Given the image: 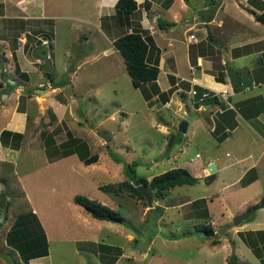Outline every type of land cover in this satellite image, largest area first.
Instances as JSON below:
<instances>
[{
	"label": "rangeland",
	"instance_id": "rangeland-1",
	"mask_svg": "<svg viewBox=\"0 0 264 264\" xmlns=\"http://www.w3.org/2000/svg\"><path fill=\"white\" fill-rule=\"evenodd\" d=\"M97 1L31 0L25 4L28 11L18 14L29 12L36 17L26 18V21L19 18L17 21L13 20L14 32L8 30V45L5 47L15 49L20 44L23 45L26 38L22 57L28 65L23 67L24 72L18 66L17 57L0 47V62L2 57L10 66L4 81L16 82L12 88L23 85L26 96L33 97L31 104L25 102V95V99L20 100V108L27 111L28 134L31 132L35 139L30 141L27 136L22 141L24 144L16 162L19 185V176H24V179L27 171V176L34 177L31 184L25 181L33 191L32 194L46 195L55 187L57 193L62 192L64 201L76 206L75 211L71 212L73 208H63L54 217L43 214L39 216L49 245V256L45 257L43 262L228 264L229 256L235 254L238 258L235 257L237 264H263L239 234H245L243 236L248 239L251 237L246 235L247 232L237 230L242 228V224H249L248 229H264V209H255L249 218L250 221L244 220L237 226L232 223V219L246 211V202L252 205L254 201L264 197V167L255 166L256 162L255 167L250 168L241 177L244 182L253 179L256 183L239 188L234 183L237 171H231L228 166L233 161V156L225 157V153H230L232 149L230 144L233 140L220 143L219 136L226 135L224 128L211 134V122L208 121L206 113H203L196 122H189L187 132L180 133L177 128L180 113L176 116L172 107L160 108L155 104L148 106L141 88L132 84L123 58L108 40L111 35L106 24L111 18H103V23H99L102 18ZM1 9L0 14L3 13ZM113 10L110 8V11ZM245 10L248 11L247 8ZM9 12L7 10V15ZM136 14L132 15L133 23L137 21ZM37 17H42L40 20L50 17L52 20L48 19L47 24L36 20ZM16 24L19 26H15ZM114 24L117 28H123L115 21ZM4 25V22L0 21V33L7 31ZM260 26L264 28L263 25ZM23 33L25 37L22 36ZM45 33L53 35V46L41 45ZM46 56L55 69L51 75L54 82H50L51 84L46 82L42 70ZM17 66L21 72L16 71ZM1 71L2 64L0 74ZM54 84L57 86L53 87ZM46 86L53 89L43 95L33 92L36 88ZM3 94L6 93L0 95V103L5 101ZM262 105L264 106V103ZM45 117L50 120L46 119L44 122ZM161 120L172 122L169 128L171 133L168 134L166 130L165 133L161 132ZM195 126L197 127L193 134L191 131ZM97 132H108L113 136L109 147H106ZM171 134H174L176 141L174 145L168 146ZM251 136L254 135L251 133ZM71 137L84 142L85 155L87 158L96 156V160L86 164L76 153L68 156L62 152L60 154L61 143ZM248 138L252 139L249 136ZM44 146H48L47 150ZM211 155L217 159V171L205 175L206 160ZM47 159H53L54 162L46 164ZM132 162L135 163L133 168L136 178L150 180L153 176L175 167L185 168L193 176H199H194L198 180L193 185L171 188L164 199L150 197L151 206L144 198L134 194L132 196L125 189L120 193L107 194L99 188L107 184L117 185L127 179L123 166ZM223 166L226 167L222 168ZM213 174L210 181H206L205 177ZM11 184L16 185L14 180ZM12 189L17 190L13 186ZM78 194L118 210L124 216L125 223L94 219L74 203V196ZM196 200L199 202L193 204ZM203 207H206L209 214L206 220L198 216L199 209ZM78 213L82 216L76 218ZM81 217L88 218L89 223H84ZM209 221L215 237H206L195 230L196 226ZM27 222L30 231H26V234L36 238L35 242L39 246L43 240L38 238V226L23 220V223ZM222 228L224 231L219 234ZM214 238L223 245H211L210 242ZM95 242L114 247L111 252L104 253L102 250L103 263H99L95 256ZM226 244L230 248L229 252L224 248ZM234 245L238 247L236 250L232 248ZM41 247L43 245L38 249ZM14 260L23 264L19 258ZM0 264H5L1 258Z\"/></svg>",
	"mask_w": 264,
	"mask_h": 264
},
{
	"label": "crops",
	"instance_id": "crops-1",
	"mask_svg": "<svg viewBox=\"0 0 264 264\" xmlns=\"http://www.w3.org/2000/svg\"><path fill=\"white\" fill-rule=\"evenodd\" d=\"M30 1L0 0V8L3 9V13L0 14V21L4 22V27H7V31L4 30L0 33V47H3L10 55L14 54L17 57L18 66L22 68L21 71H23V67L28 65L22 57V47L23 45L26 46V38L25 43L23 45L20 44L15 49L10 50V47L5 49V47L8 45V30L14 32L13 20L17 21L19 18L26 21V18L36 17L35 14L29 12L19 15L22 11H28L25 4ZM116 1H97L100 18H102V21L99 22L100 25L103 23V18H111L110 22L106 24V28L111 35L107 39L111 44L113 45V41L117 37L130 30L129 28H132L133 24H138L142 33L150 37L153 43L149 51L148 61L152 64L156 63L155 65L159 69L155 81L159 91L153 93L155 91H153L149 83L139 87L142 91H148L151 95L150 100H145L148 106L155 104L160 108L170 109L172 107L176 116L178 113L181 114L178 115L180 121L186 119L185 117L187 116L197 115L191 123L196 122L195 120L199 119V115L206 113L208 121L211 122L210 133L213 134L224 128L226 137L221 142L233 140V143L230 144L232 149H230V153H225V157L233 156V161L228 166L231 167V171L235 169L237 171V176L234 180L235 185H238L239 188H246L256 183L252 179V181L248 182L246 180L242 184L241 177L252 167H264V106L262 105L264 103V28H261L260 25L262 24L254 19V15L260 13V10L249 5L247 0H135L138 4V9L134 12L137 13L135 15L137 21L133 23L134 16L132 15L134 13H132L128 15L132 24L123 26L127 24L128 20H125L124 15L122 16L123 25L119 22L114 7ZM110 8L114 10L110 11ZM7 10L13 14H9V12L7 15ZM39 18L35 19L40 20ZM48 19L52 20L50 17L41 20L49 24ZM114 21L123 28H117ZM161 22L167 25L162 28L159 26ZM15 26L19 25L16 24ZM190 34H194V39L189 38ZM44 35L45 38H43L41 45L53 46V35H48V33ZM22 36H24V33ZM181 49H184V51H181ZM4 54L6 56V52ZM1 59L0 95L2 93H6V95L3 96L5 101L0 103V176L9 173V171H6L8 165L6 166V163H4L8 162L12 164V171L18 178L16 162L19 160L24 144L22 141L27 136L28 140L34 141L35 135L33 136L31 132L28 134L27 111L20 108V100L22 98L25 99L24 95L26 96L25 87L21 85L17 86V88H12L16 82L6 83L4 81L10 66L7 65L8 63L2 57ZM230 70L235 72L234 77L230 76ZM161 73H163V76L160 80ZM217 77L220 80L219 82L216 81ZM232 82H236L237 85H240L241 82H246L247 84L235 92ZM195 87L202 88L204 93L208 94L202 102L196 100L195 96L191 94L192 88ZM219 92L227 93L226 104L217 95ZM26 97L27 100L25 102L31 104L33 97ZM161 124L163 126L161 132L165 133L166 130L168 134L171 133L169 128L172 122L167 123L165 120H161ZM196 127L191 131L193 134ZM188 128L189 123L187 124V130ZM3 130L21 134L22 139L19 145L16 146L12 142V136L7 137L3 141L1 138ZM251 133L254 135L253 137ZM248 136L252 139L250 140ZM169 137L168 141L171 139H174V142L176 141L174 134ZM44 147L47 150L48 146ZM43 150L46 151L45 148ZM195 155L197 156L198 153ZM216 160L215 156L211 155L208 157L205 175L209 173L210 166L213 167L214 172L217 171ZM51 162H54L53 159H47L46 164ZM254 164L256 165L254 166ZM225 167L223 166L222 168ZM25 175L24 179V176H19L20 187L31 206L32 213L36 216V220L31 217L30 221L33 223L38 221L47 241L46 230L40 223L39 216L43 214L54 217L61 212V209L69 210L73 208L71 209L72 212L75 211L76 206L71 205L69 201H64L62 192L57 193L55 187H52L49 190V194L46 195L42 193L41 195L32 194L33 191L25 184V181L31 184V179H34V177L27 176V171ZM197 175L199 176V174H194V176ZM211 176H214V174ZM3 194H7L6 186L0 180V195ZM7 198H9V195ZM258 201H254L252 205L246 202L244 210H248ZM79 215L81 214L78 213L75 217L79 218ZM81 219L84 223H89L88 218L83 219L81 217ZM14 221L15 217L10 208L7 219H3V222L0 223V250L10 253L14 259L19 258L21 260L20 252L14 245L11 246L8 245L9 242L7 243V233L12 228ZM248 226L249 224H242V230H237V232H252V237L256 239L258 237L256 235L257 231L264 232V229L259 228L248 229ZM94 244L95 256L100 261L99 263H103L101 259L102 250L105 251L104 253L111 252L114 247L109 245L110 248L102 249L103 244L101 242H95ZM221 244L219 242L214 246H221ZM48 246L47 242L46 253L29 259L28 264H45L43 260L49 256ZM224 248L229 252L230 248L227 244L226 247L224 245ZM232 248L236 250L238 247L234 245ZM227 257L228 253L226 259Z\"/></svg>",
	"mask_w": 264,
	"mask_h": 264
},
{
	"label": "trees",
	"instance_id": "trees-1",
	"mask_svg": "<svg viewBox=\"0 0 264 264\" xmlns=\"http://www.w3.org/2000/svg\"><path fill=\"white\" fill-rule=\"evenodd\" d=\"M247 2L252 7L260 10V13L254 15V19L264 25V1L247 0ZM114 7L121 25H123L122 16L124 15L125 20H128L126 26L132 24V22L129 21L128 15L134 13L138 9V4L135 0H117ZM166 25L167 24H163V22L159 24V26L162 28ZM132 26V28H129L131 29L130 32L127 31L113 41V46L123 58L126 72L131 78L132 84L135 87H141L143 84L149 83L153 88V91H155L153 93H157L159 90L156 86L155 81L157 79L159 69L155 65L156 63L152 64L148 61L149 51L151 49V46L153 45L152 40L150 37H148L147 35L145 36L142 33V30L140 29L138 24H133ZM48 37L50 38V36ZM16 71L20 72L18 66L16 67ZM234 73L235 72H233L232 70L229 71L231 77H234ZM23 75L25 76V73H23ZM216 81H220L218 77ZM246 84V82H241L240 85H237L236 82H232L233 90L236 92ZM56 86V84L53 85V87ZM194 89L196 90L195 98L197 100L204 93V90L200 87H195ZM142 94L145 100H150L151 95L148 91H142ZM9 136H12V142H14L16 146H18L19 142L22 139V135L7 130H3L1 132V138L3 141ZM219 137L221 142L226 136L223 135ZM170 145H174V139L168 141V146ZM85 151L86 144L71 137L70 139H67V141L61 143V150L59 153L61 154L62 152V154L65 156L76 153L80 160L84 161L86 164L92 163L96 160V156L87 158L84 153ZM4 163H6V166L8 165L6 167V171H9V173H5V175L0 176V180L5 183L7 192V194L0 195V211H3L4 220H6L11 208V212L15 217L12 228L7 233V243L9 242L8 245L11 246L14 245V247L20 252L21 261L24 264H28L29 259L44 255L46 253V237L44 232L41 231L42 229L40 228V225L37 221L35 223L39 228L38 233L40 234L38 238L41 237L43 240V242L39 246L43 245V247H41V249H38L39 246H37V242H35L36 238H28L29 235L26 234V231H30L28 230L29 222L23 223V220L30 221L31 217L36 220V216L32 213L31 206L19 185L16 175L12 171V164L8 162ZM134 165V162H132L131 164L125 163L123 169L124 174L127 176V179L123 180L121 183L117 185H102L99 188H101V190L107 194L111 192L120 193L125 189L132 196L134 194L140 198H144V196L140 194V191L132 184V180L135 179L138 184L143 185L146 190L150 192L151 198L164 199L167 195V192L171 188L180 185H193L198 180V178H195L187 169L181 167H175L166 170L158 175L153 176L150 180H146L143 177L136 178V175L134 173L135 169L133 168ZM211 177L212 176L205 177L206 181H210ZM13 180L15 181L16 185L11 184ZM241 182L242 184L245 183L244 180H241ZM12 186L17 190H13ZM8 195L9 198H7ZM74 201L94 219L109 221L118 224L125 223L124 216L118 210H115L95 199H91L85 195L78 194L74 196ZM198 202L199 200H196L193 202V204H197ZM251 208L264 209V197L261 198L256 204L251 206ZM198 216L204 217L205 220L207 219V217L209 218L206 207L199 209ZM30 223L33 222L30 221ZM195 230L196 232L205 234L206 237L209 238L215 237L216 235L215 233H213V228L210 221L203 223L200 226H196ZM252 234V232L246 233V235L250 236L251 239L244 237L243 235L245 234L240 233L239 235L243 239L244 243H246L251 248L253 254L264 264V232L257 231V239L253 238ZM210 243L211 245H217L219 243V240L217 238H214ZM104 248H110V246L102 245V249ZM228 264H237L234 255L229 256Z\"/></svg>",
	"mask_w": 264,
	"mask_h": 264
},
{
	"label": "water",
	"instance_id": "water-1",
	"mask_svg": "<svg viewBox=\"0 0 264 264\" xmlns=\"http://www.w3.org/2000/svg\"><path fill=\"white\" fill-rule=\"evenodd\" d=\"M42 70L45 73H51L53 71V67H52V65L49 61V58L47 56L44 58V64L42 66ZM69 70H71V69H69ZM51 89H53L51 86H47L46 88H36L33 90V92L37 93L39 95H43ZM5 95L6 94H3V96H5ZM196 117H197V115H194V116L190 115V116H187L186 119L181 120L178 123V127H177L178 131L180 133H185L187 130V124L189 122H191L193 119H195ZM46 119L50 120V118L45 117L44 122H46ZM97 135L103 140V142L106 144V147H109V143L113 139V136L108 132H97ZM209 170H210V174H212L214 172V169L212 166H210ZM132 184L143 194L144 198L146 199L147 204L149 206H151L150 194L148 191L145 192V187L143 185H139L135 179L132 180ZM254 211H255V208H249L245 212L235 216L232 219V223L235 226H237L238 224H240L244 220L248 219L253 214ZM3 219H4V213H3V211H0V223L3 222ZM223 231H224V229L222 228L219 231V234H221ZM143 249L145 250V247H143ZM0 258L4 261L5 264H17L15 262L13 256L10 253L2 252L1 250H0Z\"/></svg>",
	"mask_w": 264,
	"mask_h": 264
},
{
	"label": "built area",
	"instance_id": "built-area-1",
	"mask_svg": "<svg viewBox=\"0 0 264 264\" xmlns=\"http://www.w3.org/2000/svg\"><path fill=\"white\" fill-rule=\"evenodd\" d=\"M128 31L130 32L131 30H128ZM189 38H190V39H194V34H190V35H189ZM20 39H21V38H20ZM191 93H192V95H195V94H196V91H195L194 89H192V90H191ZM217 95L220 96L221 100H223L224 102L227 103V96H228V95H227L226 92H219ZM206 96H207V93L202 94V95L200 96V98H199V101H202Z\"/></svg>",
	"mask_w": 264,
	"mask_h": 264
},
{
	"label": "flooded vegetation",
	"instance_id": "flooded-vegetation-1",
	"mask_svg": "<svg viewBox=\"0 0 264 264\" xmlns=\"http://www.w3.org/2000/svg\"><path fill=\"white\" fill-rule=\"evenodd\" d=\"M43 66V65H42ZM54 71H55V69H54V67H53V71L51 72V73H45L44 72V77H45V79H46V82H54V81H52L51 80V75L54 73ZM51 84V83H50ZM47 87V86H46Z\"/></svg>",
	"mask_w": 264,
	"mask_h": 264
},
{
	"label": "clouds",
	"instance_id": "clouds-1",
	"mask_svg": "<svg viewBox=\"0 0 264 264\" xmlns=\"http://www.w3.org/2000/svg\"><path fill=\"white\" fill-rule=\"evenodd\" d=\"M131 30V29H130ZM129 32V31H128ZM53 88V87H52ZM192 89H194V88H192ZM195 90V89H194ZM196 91V90H195ZM192 94V93H191ZM204 94V93H203ZM196 95V94H195ZM195 95H193V96H195ZM208 95V94H207ZM198 101H199V99H197ZM204 100V99H203ZM202 100V101H203ZM202 101H199V102H202ZM208 172H209V174H210V170H208ZM211 176V175H210Z\"/></svg>",
	"mask_w": 264,
	"mask_h": 264
}]
</instances>
